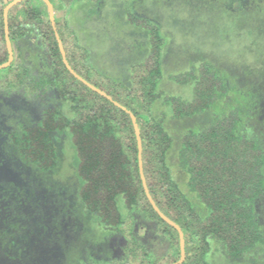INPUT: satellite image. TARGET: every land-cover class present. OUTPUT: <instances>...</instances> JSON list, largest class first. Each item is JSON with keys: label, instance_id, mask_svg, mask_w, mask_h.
I'll return each instance as SVG.
<instances>
[{"label": "trees", "instance_id": "1", "mask_svg": "<svg viewBox=\"0 0 264 264\" xmlns=\"http://www.w3.org/2000/svg\"><path fill=\"white\" fill-rule=\"evenodd\" d=\"M13 1L0 0V66L9 60L4 11ZM35 1L42 7H36ZM49 1L69 65L104 94L78 80L64 64L45 2L21 0L8 11L13 61L0 69V97L21 96L44 109L34 121L13 111L17 117L0 126V135L6 155L37 174L38 184L48 177L58 183L55 171L62 164L69 166L77 178L74 196L84 210L83 218L91 214L106 235L125 238L124 259L90 264H175L181 259L178 230L159 216L143 187L132 115L140 130L149 193L184 233L182 264H207L212 242L231 260L257 248L264 250V234L254 212L256 202L264 199V149L259 139L241 132L245 120L240 106L245 103L234 101L220 71L202 61L185 71L165 73L168 39L161 27L149 18L129 15L130 25L145 32L147 54L142 62L131 64L129 84L116 81L88 64L90 53L68 21L76 3L96 7L105 0ZM31 36L47 65L40 75L24 55V44ZM165 78L189 88L191 97L164 92L160 84ZM50 97L61 105H51ZM218 106L225 108L220 115L213 112ZM207 112L214 115L209 123L187 130L174 141L170 129L175 121L200 118ZM64 135L74 151L70 162L64 160L62 146L61 155L57 150ZM137 218L154 224L158 238L165 239L163 255L155 257L139 242L134 230ZM3 227L8 230L7 225L0 228L1 238L6 237Z\"/></svg>", "mask_w": 264, "mask_h": 264}, {"label": "rangeland", "instance_id": "2", "mask_svg": "<svg viewBox=\"0 0 264 264\" xmlns=\"http://www.w3.org/2000/svg\"><path fill=\"white\" fill-rule=\"evenodd\" d=\"M34 5L42 7L37 1ZM129 15L149 18L161 27L168 39L163 55L165 73L185 71L202 61L217 68L230 84L234 101L245 103L240 106L245 120L241 132L252 140L259 139L264 149V100L259 101L264 93V0H105L96 7L76 3L68 21L90 53L88 64L125 84H129L131 64L143 61L148 46L145 32L127 21ZM38 46L31 36L24 44V55L31 59L34 73L40 75L47 71V65ZM160 88L170 95L191 97L189 88L167 78ZM47 101L61 105L55 97ZM158 105L163 109L161 103ZM43 109L42 104L29 103L21 96L0 97V126L17 117L15 110L25 120L34 121ZM220 111L225 108L213 110L219 115ZM213 116L207 112L200 118L175 121L170 129L174 141L187 130L209 123ZM3 140L0 135V228L7 225L8 230L3 227L6 237L0 236V264H90L125 258L123 236L106 235L91 214L83 218L84 210L74 196L77 178L69 166L62 164L54 170L58 183L48 177L38 184L37 174L6 155ZM61 142L58 153L61 155L62 146L67 155L64 160L70 162L73 149L68 136H62ZM254 212L264 234V199L256 202ZM134 230L139 242L155 257L165 253V239L158 238L154 224L137 218ZM206 262L264 264V250L257 248L231 260L212 242Z\"/></svg>", "mask_w": 264, "mask_h": 264}, {"label": "water", "instance_id": "3", "mask_svg": "<svg viewBox=\"0 0 264 264\" xmlns=\"http://www.w3.org/2000/svg\"><path fill=\"white\" fill-rule=\"evenodd\" d=\"M21 0H15L13 1L11 4H9L7 6V8L4 11V22H5V36H6V44H7V49H8V53H9V60L6 64L0 66L1 68H5L7 66H9L11 64V62L13 61V50H12V45H11V41H10V37H9V24H8V11L9 9L16 5L18 2H20ZM45 2V4L48 7V11H49V15H50V20L52 22V26L55 30V34H56V38L59 44V48L62 54V58L64 61V64L66 65V67L68 68V70L80 81H82L83 83L87 84L88 86H90L92 89H94L95 91L104 94L103 92H101L99 89L95 88L94 86L90 85L89 83H87L83 78H81L69 65L68 61H67V57H66V52L64 49V46L62 44V41L60 40L59 34L56 31V26H55V21H54V10H53V6L51 4V2L49 0H43ZM132 120L134 123V129H135V133H136V137H137V142H138V149H139V166H140V173H141V179L143 182V187L145 189V192L147 194V197L151 203V205L153 206V208L155 209V211L159 214V216L165 221L167 222L169 225L173 226L175 229L178 230L179 232V236H180V247H181V259L178 263L175 264H182L185 261V240H184V233L182 232L181 228L179 227V225H177L175 222H173L172 220H170L168 217H166L160 210L159 208L156 206L155 202L153 201L150 193H149V189L147 187L146 184V180H145V176H144V170H143V162H142V140H141V135H140V130L139 127L136 123V118L135 116L132 115Z\"/></svg>", "mask_w": 264, "mask_h": 264}]
</instances>
